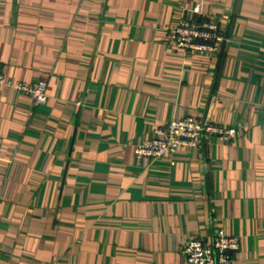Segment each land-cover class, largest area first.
Wrapping results in <instances>:
<instances>
[{"label":"crops","instance_id":"1","mask_svg":"<svg viewBox=\"0 0 264 264\" xmlns=\"http://www.w3.org/2000/svg\"><path fill=\"white\" fill-rule=\"evenodd\" d=\"M217 20L215 55L177 46L183 15ZM0 264H189L180 246L240 238L264 264V0H0ZM195 116L227 142L144 164L135 147Z\"/></svg>","mask_w":264,"mask_h":264},{"label":"built area","instance_id":"2","mask_svg":"<svg viewBox=\"0 0 264 264\" xmlns=\"http://www.w3.org/2000/svg\"><path fill=\"white\" fill-rule=\"evenodd\" d=\"M172 37L174 43L187 52L207 55L217 54L226 41L225 32L217 20L186 14L173 28ZM0 85L27 93L36 106L49 100L47 81H13L7 78L1 64ZM235 132L234 127H225L209 119L184 116L159 125L152 136L135 147V152L139 161L146 164L160 159L168 151L181 147H199L209 134L219 135L229 142ZM239 246L238 236L228 234L223 227H218L211 241L193 236L180 246V251L189 264H231Z\"/></svg>","mask_w":264,"mask_h":264}]
</instances>
